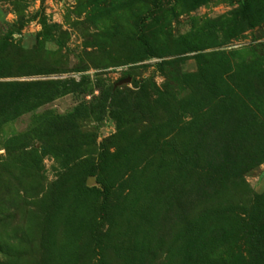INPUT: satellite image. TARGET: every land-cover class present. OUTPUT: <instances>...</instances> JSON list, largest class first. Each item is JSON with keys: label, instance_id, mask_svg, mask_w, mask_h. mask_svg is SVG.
Listing matches in <instances>:
<instances>
[{"label": "rangeland", "instance_id": "obj_1", "mask_svg": "<svg viewBox=\"0 0 264 264\" xmlns=\"http://www.w3.org/2000/svg\"><path fill=\"white\" fill-rule=\"evenodd\" d=\"M8 83L0 264H264V0H0Z\"/></svg>", "mask_w": 264, "mask_h": 264}, {"label": "trees", "instance_id": "obj_2", "mask_svg": "<svg viewBox=\"0 0 264 264\" xmlns=\"http://www.w3.org/2000/svg\"><path fill=\"white\" fill-rule=\"evenodd\" d=\"M244 18L247 21H252L255 18H257V16H254L251 14L250 10L249 12H246L244 14ZM137 40L140 44V46L145 50V51H149V47L151 45V43L144 37V34H141L140 36L137 37ZM38 85H33V84H25V83H8L5 85H1L0 84V120H3L6 118V115L8 114L9 109L11 108V106L15 103L17 104H25L26 101H28L31 97H33L34 99L37 98H42L43 95L41 94H45L44 92H39V88H37ZM35 92V96H32V93ZM45 96H50L45 94ZM48 98V97H47ZM52 98V97H50ZM50 98H48L47 100H50ZM223 138L225 140L222 141V145L220 146V150L222 151V154L220 156H222V163L219 162H212L213 160H217L214 159L213 157H210L207 153V151H212L213 150H206V148H203L202 153H203V159L204 161L211 167H223L222 170L218 171V172H235L238 169H241L244 167V164L248 161V160H253L255 162L256 161L255 157H248L247 158H239L238 159V154L235 153L234 149H236L235 146H233V143H231V132L229 131L227 133V136H223ZM224 141H226V145L225 147L223 146ZM212 162V163H211ZM216 163V164H215ZM96 169L91 170L90 173L91 174H95L96 173ZM207 175V174H206ZM210 181V180H209ZM208 184L210 185V183L208 182ZM196 190V191H195ZM192 193H196V194H201L202 192L198 189V188H194L192 190ZM202 196V198H204L203 194L199 195ZM263 261H261L259 264H261Z\"/></svg>", "mask_w": 264, "mask_h": 264}, {"label": "water", "instance_id": "obj_3", "mask_svg": "<svg viewBox=\"0 0 264 264\" xmlns=\"http://www.w3.org/2000/svg\"><path fill=\"white\" fill-rule=\"evenodd\" d=\"M129 81H130V78H129V79H126V80H123V81H121V82H120V84H121V83H124V82H129Z\"/></svg>", "mask_w": 264, "mask_h": 264}]
</instances>
